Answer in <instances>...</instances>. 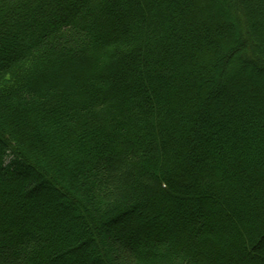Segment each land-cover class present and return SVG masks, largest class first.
I'll use <instances>...</instances> for the list:
<instances>
[{
    "label": "trees",
    "instance_id": "trees-1",
    "mask_svg": "<svg viewBox=\"0 0 264 264\" xmlns=\"http://www.w3.org/2000/svg\"><path fill=\"white\" fill-rule=\"evenodd\" d=\"M227 2L0 0V264H68L61 232L39 224L55 207L62 223L81 219L65 248L76 256L94 252L82 237L96 225L114 264H264L253 259L263 151L249 137L243 156L228 162L224 144L209 160L216 131L226 142L233 123L264 134V83L250 64L264 71V0L232 4L255 18L248 37ZM232 57L243 64L230 71ZM214 111L225 123L213 118L197 141ZM193 199L196 214L181 216ZM229 213L243 217L214 226ZM164 216L171 226L151 234ZM142 231L141 246L125 239Z\"/></svg>",
    "mask_w": 264,
    "mask_h": 264
},
{
    "label": "rangeland",
    "instance_id": "rangeland-1",
    "mask_svg": "<svg viewBox=\"0 0 264 264\" xmlns=\"http://www.w3.org/2000/svg\"><path fill=\"white\" fill-rule=\"evenodd\" d=\"M232 4H234L235 7L237 6V3H235L234 0L233 1L232 0H228V2L226 3V6L228 7V10H230L229 13L232 16L233 21L238 23L240 28H241V30L244 31L243 35L248 37L249 23L252 22V20H254L255 18L254 17H249L248 11L245 8H243V9L241 8L242 9V16L236 17L235 14H234V11L232 9ZM217 33H218V35L220 34L219 31ZM255 37H256V35H255ZM213 46H215V44H213ZM216 52H217V54L221 53V51H219L217 49H216ZM245 61H246V63H248L247 60H245ZM241 63L242 62L237 57H232L226 62L228 67H230V68L232 67L230 69V71L235 69ZM250 64L252 66H254V68H253L254 72L256 74L258 73V78L257 79H259V82L264 83V71L261 70L258 66L254 65L252 63H250ZM216 68H218V67H216ZM227 73L229 74V71H227ZM235 77L236 76L234 75L232 77L233 79L231 81L228 80L229 83H230V89L232 90L233 94L236 93V89L240 85L238 79L235 78ZM226 93H228V92L225 91V92L221 93L219 95V97L220 98H225L227 96ZM230 112H233V110H230ZM224 116L225 115L221 111L219 113H217V111H214L213 114L210 116L212 118L210 120H208L206 123H204V131L202 132V135H200V138H197V141H200V140L204 139L207 136V133H209L210 131L214 130L215 124L212 121L213 118H220L221 119V124H223V123H225V117ZM258 127H259L258 125H256V126L255 125H250V126L240 125L239 126V125L233 123V126H231V128L229 129L230 131L228 130V132H227L228 136H229V139H230V142L229 141L226 142L224 140V137L220 136V133L218 131H216L215 132V138H217V144L214 145V147L212 149L213 155H211V158L209 159L211 161V163L215 165L216 162L219 160V159H217V157H220V156L223 155L222 149L225 147L224 144H226L228 146V148H229V150L231 152V156L228 157V162H231L233 160V158H235V157L243 156V153H245L246 147H247L246 144H245V141L249 137L250 138H255V140L253 142L254 143L253 145L255 147H260V149L264 153V134L262 135L259 132H257V131L261 130ZM237 151H238V154H237ZM198 158H195L193 160L194 164H201L202 163L201 157H198ZM11 159H12V156L8 155L6 157V162H9ZM224 159H227V158L224 157ZM61 195L62 194H59L58 198H59V196L61 197ZM33 197L36 198V199H39L42 196L36 193V194H34ZM195 204H196V201L194 199L190 200L189 204L187 206H184L183 211L181 212V216L185 217V216H189V215L192 216V215L196 214L192 210V207L195 206ZM200 205H202V204H200ZM153 206L156 207V204H154ZM40 207L45 208V207H47V204L43 205L41 203ZM72 213H74V212H72ZM204 214H205L206 218L212 219L211 217L213 215H211L210 212L204 211ZM55 216L57 217L58 220L57 219L55 220V218H54ZM52 217L53 218H51L50 220H48V221L47 220H43L39 224H41V226L45 230H47L49 232L57 230V229H58L59 232H61V234H62L61 239H62L63 245H62V247H60V250H62V252H63L62 258L65 259L66 263H68V264H104V261H102V255H100L101 257L98 256V253L100 252L101 254H103V256H105L106 259L109 260L110 264H114L113 259H112L113 257L111 256L110 253H107L106 250H105L107 245H106V240H105V238L103 236L104 231H103V229H101V227L99 228L96 225L95 226L93 225V228H91V226L87 227L86 228L87 234H85L86 235L85 237H82L83 242L88 237L89 238L91 237L92 239L94 238V240H95L94 241L95 244L93 243L94 244V246H93L94 247V252L89 253L87 256H82L83 253H82L81 249L83 247L86 248V245H84L82 243L83 245L80 246L79 250H78L79 251L78 254H80V253H82V254L76 256V251H74V250L67 251L65 248H69V245H71V243L75 244V242L77 241L76 237H74L72 235V232H71L70 229L74 225H79L81 223V219L79 218V216L77 217V216H72L71 214H69V215L67 214V215H65L66 220H64V222L62 223L61 221H59L61 218H60L59 208L58 207H55L54 212L52 214ZM241 217H243V215H240V214H237V213H233V214L229 213L228 216L224 217L222 221L215 220L214 226L218 227L220 225L225 224L226 221H228L229 219H234V220L236 219L237 220V219H240ZM163 219H164V224L162 226L158 227L157 230H150L151 234L155 235L156 232L161 233L162 231L167 230L168 227L171 226V223L168 220L167 216H164ZM125 224H126V220L124 218V219L120 220L119 222L113 223L112 225L115 226V227H118L120 225H125ZM129 228H132V226H130ZM146 233H147L146 231H142V232L138 233V237H132V239L126 237L125 239L130 241L134 245L141 246V245H143L145 243V241L147 239ZM99 236H100V238H99ZM262 236H263V234H262ZM67 241L68 242L71 241V242L68 244ZM82 250H84V249H82ZM261 252L264 253V242L262 243V246H260V248L254 249V253H256L258 255V257L257 256L256 257L253 256V259H254L255 262L258 261L260 256L264 257L263 253H261ZM243 264H253V262H248V263L244 262Z\"/></svg>",
    "mask_w": 264,
    "mask_h": 264
}]
</instances>
